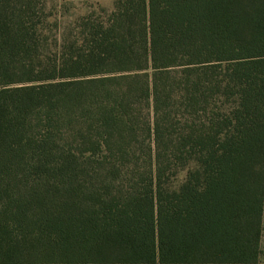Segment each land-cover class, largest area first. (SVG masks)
<instances>
[{"label": "trees", "instance_id": "16d2710c", "mask_svg": "<svg viewBox=\"0 0 264 264\" xmlns=\"http://www.w3.org/2000/svg\"><path fill=\"white\" fill-rule=\"evenodd\" d=\"M46 7L0 0V264H261L264 0H117L60 43Z\"/></svg>", "mask_w": 264, "mask_h": 264}, {"label": "rangeland", "instance_id": "374dc122", "mask_svg": "<svg viewBox=\"0 0 264 264\" xmlns=\"http://www.w3.org/2000/svg\"><path fill=\"white\" fill-rule=\"evenodd\" d=\"M116 1L117 0H46V11L50 16L47 22H45L44 27L47 30L48 41L54 43L56 39V41L60 43V38L62 36L74 39L80 31L79 24L81 23L82 17L91 14L96 17H106L107 14L113 10ZM185 175L186 171L181 170L175 183L181 182ZM262 250L263 255L261 264H264V236ZM36 258L35 260L37 262L31 264H75L62 262L60 257H51L46 254L38 255Z\"/></svg>", "mask_w": 264, "mask_h": 264}]
</instances>
